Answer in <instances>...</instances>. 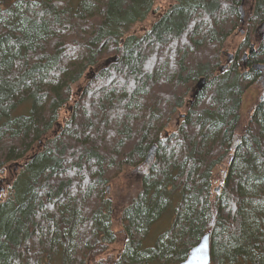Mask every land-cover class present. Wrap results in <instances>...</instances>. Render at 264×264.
Instances as JSON below:
<instances>
[{
	"label": "trees",
	"instance_id": "trees-1",
	"mask_svg": "<svg viewBox=\"0 0 264 264\" xmlns=\"http://www.w3.org/2000/svg\"><path fill=\"white\" fill-rule=\"evenodd\" d=\"M235 5L184 0L139 35L149 0H0V181L16 171L0 264H179L206 233L210 264H264V99L242 107L264 39L246 71L217 70ZM253 12L252 32L264 0ZM152 146L135 197L114 203L108 184Z\"/></svg>",
	"mask_w": 264,
	"mask_h": 264
},
{
	"label": "rangeland",
	"instance_id": "rangeland-1",
	"mask_svg": "<svg viewBox=\"0 0 264 264\" xmlns=\"http://www.w3.org/2000/svg\"><path fill=\"white\" fill-rule=\"evenodd\" d=\"M253 2H254V0H243L242 1L241 6L243 7L244 16H245L244 23L240 26V29L238 28L239 30H232L231 32H229L227 34L226 40L224 39L223 44L220 45L221 51L224 50L228 53H232L234 49H238V47H240V45H242L245 38H249L247 40L248 44L252 41L251 36H252L253 32L250 29L247 30V22L246 21L254 15V12H253L254 11V3ZM173 4H174V0H158V1L156 0L155 5L153 7V10H154L153 17H149L147 19L146 23L137 26L135 34L141 35L143 33V29L141 27H143V25H145V24L149 23L148 28H150V23H154V21H155L154 18L156 16L160 15L161 13H164V11L166 9H168L170 6H172ZM225 8L227 10L229 7L225 6ZM247 33H248V36H247ZM263 86H264V84L261 85V83L259 81L258 83L251 84V86L247 89V91L243 95V100H242V107H243V110L245 112L250 111L253 108V106L257 104L258 99L263 94V90H264ZM189 97H190V94L189 93L186 94V96L184 98L185 104L183 105V107L181 109H179L177 111L180 114L181 113L184 114V112L186 111V103L188 102ZM28 107L29 106L21 105L12 112V115L16 116L19 114L27 113ZM175 118L177 121L180 120L179 115L178 116L176 115ZM171 123L175 124L174 120H172ZM147 168H148L147 166H139L136 168L134 166H127V168H125V170H120V172H118V174H116L115 180L111 181L107 186L108 190L110 191V192H108L109 196L111 197V199H113L114 203L115 202L119 203V201L122 202L123 198L130 200V199L135 197V194L137 193L138 186H139V180H138L139 175H136V174L146 173ZM220 171H222V169L214 170V172H213V182H214L215 187L219 186V184L221 183V181L223 179L224 174H222V172L220 173ZM247 193L249 196L252 195L250 189L247 191ZM6 195H7V192L3 193L1 195L2 199L5 198ZM116 214L119 215V213H116ZM165 218H166V216H165ZM165 222L168 224L167 221L161 219L159 221H156V224H153L149 228V232L147 234L148 238L145 240L144 245H147V244L153 242L155 237L158 235L159 231L160 230L162 231V229H164L166 227ZM113 228L116 232V243L113 247H114V250L118 251L121 249V247L123 245V241H124V237L120 233L121 232V226H120L118 220L116 222H113ZM152 264H155V263H152Z\"/></svg>",
	"mask_w": 264,
	"mask_h": 264
},
{
	"label": "flooded vegetation",
	"instance_id": "flooded-vegetation-1",
	"mask_svg": "<svg viewBox=\"0 0 264 264\" xmlns=\"http://www.w3.org/2000/svg\"><path fill=\"white\" fill-rule=\"evenodd\" d=\"M149 1L152 4V6L150 7L149 13L145 17L143 24L146 23V21L149 17H153V13H154L153 7L155 5L156 0H149ZM181 1H184V0H174V4L172 6H170L168 9H166L164 11V13H161L160 15H158L154 18L155 19L154 23L157 22L158 20H160L163 17V15L166 12H168V10H171V8H173V6L177 5ZM233 1L236 2L238 5H235V9H234L235 12L232 14V18L233 19L238 18V24L236 25L235 22H231L230 25L232 26L234 24L231 27L232 30H239L240 26L244 23V20H245L243 7L241 6L243 0H233ZM255 1L256 0H254V2ZM235 13H236V15H235ZM230 18H231V16H229V19ZM250 18L246 21L247 22V30L250 29L249 28L250 27V22H249ZM154 23H150V28L154 25ZM148 24H145V25H143V27H141L143 29V32L146 29H150V28H148V26H149ZM247 36H248V33H247ZM263 39H264V25L258 24L253 30V33L251 36L252 41L249 44L247 42V38H245L242 45H240V47H238V49H234L232 53H228L224 50H222V51L220 50L219 63L217 65V70L219 71V73H223L224 71H226L229 68V66L232 63L237 62L238 66L241 70L246 71L250 67L255 73H257L258 75L256 76V81L254 83H258L260 81L261 85H263L264 84V75H263L264 69H263V72L261 73V72H257L254 70V68H253V66L255 65L254 63L251 64L249 67L247 66L248 60L250 59L249 57L251 56V53L255 52L257 50V46H258L257 44H259ZM216 46H218V44ZM256 64H259V63H256ZM262 65H264V64H262ZM263 89H264V86H263ZM192 92H196V91L192 90ZM263 99H264V90H263V94L260 96L258 101H262ZM254 106H253V108H254ZM183 116L184 115L181 113L180 118L182 119ZM14 174L16 175V171L14 173L8 171L7 176H5V178L3 177V179L5 181L2 182V186H4L6 189H9V185H11L10 183L12 181V177L14 176ZM6 189H5L4 193L7 192ZM1 199H2V197L0 196V200Z\"/></svg>",
	"mask_w": 264,
	"mask_h": 264
},
{
	"label": "water",
	"instance_id": "water-1",
	"mask_svg": "<svg viewBox=\"0 0 264 264\" xmlns=\"http://www.w3.org/2000/svg\"><path fill=\"white\" fill-rule=\"evenodd\" d=\"M253 68L255 71H261L264 69V65L255 64ZM155 150V146H152L148 152L146 160L153 157ZM214 191L218 192L219 187H216ZM210 260V235L209 233H206L199 239L197 245L188 251L186 258L179 264H210Z\"/></svg>",
	"mask_w": 264,
	"mask_h": 264
},
{
	"label": "bare ground",
	"instance_id": "bare-ground-1",
	"mask_svg": "<svg viewBox=\"0 0 264 264\" xmlns=\"http://www.w3.org/2000/svg\"><path fill=\"white\" fill-rule=\"evenodd\" d=\"M228 7H229V6H228ZM217 10H219V11L221 10V11L226 12V8H225V7H223L222 9H217ZM166 44H167V43H166ZM166 44L164 45V47H161V50H162V51H164ZM176 45H179V44L177 43ZM165 52H166V51H165ZM5 189H6V188H5L4 186H2V183L0 182V190H1V191H0V195L3 194V193L5 192Z\"/></svg>",
	"mask_w": 264,
	"mask_h": 264
}]
</instances>
